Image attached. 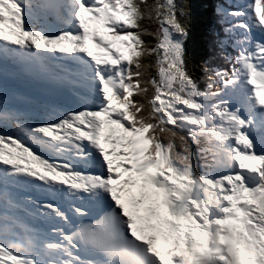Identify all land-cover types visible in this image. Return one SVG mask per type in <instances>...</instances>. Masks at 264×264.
Returning a JSON list of instances; mask_svg holds the SVG:
<instances>
[{
	"label": "snow or ice",
	"instance_id": "6c2138e0",
	"mask_svg": "<svg viewBox=\"0 0 264 264\" xmlns=\"http://www.w3.org/2000/svg\"><path fill=\"white\" fill-rule=\"evenodd\" d=\"M262 9L197 63L192 0H0V264H264Z\"/></svg>",
	"mask_w": 264,
	"mask_h": 264
},
{
	"label": "trees",
	"instance_id": "16d2710c",
	"mask_svg": "<svg viewBox=\"0 0 264 264\" xmlns=\"http://www.w3.org/2000/svg\"><path fill=\"white\" fill-rule=\"evenodd\" d=\"M214 1L215 0H192V24L187 47L197 63L200 62V58L208 50L209 43L212 40V29H219V27L214 24V18H212L215 8ZM262 11H264V9Z\"/></svg>",
	"mask_w": 264,
	"mask_h": 264
},
{
	"label": "rangeland",
	"instance_id": "374dc122",
	"mask_svg": "<svg viewBox=\"0 0 264 264\" xmlns=\"http://www.w3.org/2000/svg\"><path fill=\"white\" fill-rule=\"evenodd\" d=\"M100 25H101V29L103 30V32L105 31V33H107V36H108V37H105V35H100L99 34V31H98L99 36L100 37L103 36V41H105V42H111V46L114 49L115 48H119L121 51H126L125 47L121 44L120 40H119V43L113 41L112 34L110 32H108L109 28L108 27H105V30H104L103 24H100ZM89 36L91 37L92 35L90 34ZM97 47L102 52V55H105L106 54V47H105V45L103 43L99 42L98 45H97ZM90 51L94 52L92 50V48H90ZM114 103H115V101H114ZM107 131H108V125H107V123H105V128H104V131H102V132H104L106 134V136H107ZM121 135H122V133L120 132V130H117V132L115 133V136L112 139H110L111 145H110L109 148L110 149L111 148H115L117 153H119V151L121 150L122 145L119 142H117V143L114 144L113 143V139H115L116 137H119ZM102 146L104 147L105 144L103 143ZM111 154H112L111 155L112 156V159L111 160H113L114 164L118 163L121 159H123V157H121L119 155L117 157L116 156V153H111ZM242 156H243V158L246 159V157L244 155H242ZM240 160L242 161L241 158H240ZM243 163L246 166H248V167H253V166H258L260 162L259 161H254V160H249V162H247V161L243 160ZM117 170H120L121 172H123V169H121V168H117ZM128 175H129L128 173H125L124 176H122L121 178L126 177ZM133 193L136 194V195H138L139 194L138 193V189L133 188Z\"/></svg>",
	"mask_w": 264,
	"mask_h": 264
},
{
	"label": "bare ground",
	"instance_id": "6f19581e",
	"mask_svg": "<svg viewBox=\"0 0 264 264\" xmlns=\"http://www.w3.org/2000/svg\"><path fill=\"white\" fill-rule=\"evenodd\" d=\"M108 32H110V31L108 30ZM111 34H112L113 41L119 43V38L117 36H115L113 33H111ZM106 35H107V33H106ZM230 223H233V222H230Z\"/></svg>",
	"mask_w": 264,
	"mask_h": 264
}]
</instances>
